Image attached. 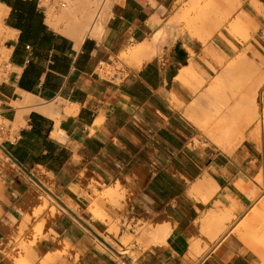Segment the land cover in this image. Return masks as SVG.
<instances>
[{
  "label": "crops",
  "instance_id": "0c3cea01",
  "mask_svg": "<svg viewBox=\"0 0 264 264\" xmlns=\"http://www.w3.org/2000/svg\"><path fill=\"white\" fill-rule=\"evenodd\" d=\"M67 1L54 27L43 0H0V264H259L241 236L260 207L259 144L224 149L188 114L241 43L194 39L139 67L121 54L162 29L177 0H80L82 16Z\"/></svg>",
  "mask_w": 264,
  "mask_h": 264
},
{
  "label": "rangeland",
  "instance_id": "374dc122",
  "mask_svg": "<svg viewBox=\"0 0 264 264\" xmlns=\"http://www.w3.org/2000/svg\"><path fill=\"white\" fill-rule=\"evenodd\" d=\"M217 1L219 2V0ZM260 1L261 5H253L252 0H241V5L236 10H230L229 6L224 5L220 9V14L218 13L220 16H217L216 11H213L215 12V17L209 18L208 15L201 14V11H207L208 9L210 11V8L213 9V4L215 3L214 0H177L178 6L162 30L169 31L167 33L169 36L167 37H170V40L173 38V36H171V32L175 34L176 32L181 31L182 33L180 36L174 39L172 44L170 43L171 45L165 44V46H163V53L174 51L177 41L182 42V46H184L185 50H188L189 41L197 39L203 43H207L211 41L217 34L223 36L224 38L225 35H227L229 39L238 40L241 43V48L238 52V55L234 59L229 60V64L227 63L228 65L232 63V73L230 72V77H228L227 80H219V73L218 78L215 79V81L218 80L219 82L217 81L216 84H213L210 89L213 97L211 100H208L207 106L203 110V113L206 115L205 120L207 121L204 122L208 123L209 125H212L211 122L213 120L215 121V119H218L224 123H231L230 121H235L231 131L229 132L228 138L227 133L223 134V131L221 132L219 129L216 131L215 135H211L203 125L196 122L194 114H188L191 120L202 127L213 143L219 144L224 149H230L236 144L247 139V132L252 131L260 141V155L264 161V125H257V105L252 98L253 92L251 91L252 87L256 85V83L264 76V0ZM62 2H65L67 6L62 7ZM212 2L214 3L211 5ZM43 3L48 6V12L51 11L54 15L60 16L64 10L69 9V2L67 0H58L57 6H50V0H43ZM198 3H200L199 6H197ZM202 7L203 10H201ZM106 9V6L102 9L100 18L102 21H104L107 16ZM223 10H225L224 12L228 13V16L225 15L226 13L224 14ZM196 15H198L196 17L197 19H194L193 21L191 20L193 24L188 23L190 22L189 19ZM236 20H239V23ZM232 23L234 24L233 26L235 27V30L232 29ZM169 24H171V26H175L174 31L173 26L171 27ZM229 26L231 27L232 31L234 30L233 32L228 29ZM0 31H2V29H0ZM0 35V44L3 45L6 37L5 35L3 36V34ZM7 59L8 51L5 50L3 46H0V63ZM227 64L226 66H228ZM0 72L1 81L5 74L4 68H2V70L0 69ZM2 123L3 121L0 120V125ZM214 124L215 123L213 122V125ZM2 140L3 137L0 133V142ZM258 181L261 185L260 192L262 194L259 200L260 207L254 208V222L245 224V230L241 232V236L247 245L260 256L259 264H264V170L259 175ZM242 189L245 192L254 195V192L250 191L246 185H244ZM106 194L109 197L117 196L116 189L110 192L108 189ZM47 204L48 203L46 202V204L43 206L44 208H42L43 210L47 207ZM95 207L93 206L92 208L93 212H96V215H98V208ZM42 209L35 213L36 217H39L43 211ZM52 210H50V213L54 211V213H51V215L55 216L57 210ZM42 222L43 219L41 220V223L37 224L32 230V237L29 241V245L32 247H35L37 239L44 235V227ZM24 231L25 227L21 228V232ZM132 238V236H129L124 242L127 243ZM22 261L23 260H19L17 264H23Z\"/></svg>",
  "mask_w": 264,
  "mask_h": 264
},
{
  "label": "bare ground",
  "instance_id": "6f19581e",
  "mask_svg": "<svg viewBox=\"0 0 264 264\" xmlns=\"http://www.w3.org/2000/svg\"><path fill=\"white\" fill-rule=\"evenodd\" d=\"M79 2H80V0H77V1H75V2H72L71 4V7L73 8H76V7H78L79 8V13H80V15L82 16V15H84L83 13V7H85V6H82V5H80L79 4ZM87 2V1H86ZM217 4V7H216V4ZM214 2H212L211 3V5L213 4L214 5V8L212 9V8H210V11H209V4H208V8H205V9H208L207 11H201L202 13L201 14H203V15H208L209 16V18H214L215 17V12H213V11H216V14H217V16L220 14V12H221V7L222 6H224V5H227V6H229V8H230V10H236L240 5H241V0H219V2L217 1V0H214ZM244 2V1H243ZM199 4L200 3H198V5L197 6H199ZM244 4V3H243ZM252 4L254 5H256V4H260L261 5V1L260 0H252ZM95 5V4H94ZM207 5V4H206ZM91 6V5H90ZM205 7V6H204ZM86 8V7H85ZM198 8V7H197ZM4 9H5V6L4 5H1L0 4V19H1V17H2V15H3V11H4ZM218 9V10H217ZM92 10V9H91ZM201 10H203V7L201 8ZM95 11V10H94ZM199 11H200V9H199ZM225 10H223V12H224ZM64 13H66V12H68L67 10H64L63 11ZM219 13V14H218ZM226 12H224V14H225ZM221 14H223V13H221ZM85 15H86V13H85ZM92 15V14H91ZM225 15H227L228 16V13H226ZM88 16H90V15H88ZM177 16V15H176ZM198 15H196V16H193V17H191L190 19H189V21L190 22H188V23H191V24H193L192 23V21L194 20V19H197L196 17H197ZM220 16V15H219ZM230 16V15H229ZM85 17V16H84ZM96 17V16H95ZM101 18V15L98 17V19H97V22H96V25H95V33H98V32H100V30L102 29L101 27H103L102 25V23H103V21H102V19H100ZM156 18V17H155ZM226 18H228V17H226ZM177 19V18H176ZM77 19H74V21H76ZM192 20V21H191ZM100 21H102V22H100ZM237 21V20H236ZM239 21V20H238ZM237 21V22H238ZM48 22L52 25V26H54V27H56V26H58V24L61 22V17H56L54 14H53V12H49V14H48ZM236 22V23H237ZM101 23V24H100ZM235 23V22H234ZM239 23V22H238ZM172 24V23H171ZM171 24H169L170 26H171ZM230 25V24H229ZM234 24L232 23V26H233ZM236 25H238V24H236ZM1 26H3V25H1ZM173 26V31H174V28H175V26L174 25H172ZM171 26V27H172ZM169 27V26H168ZM237 27V26H236ZM240 27H241V25H240ZM239 27V28H240ZM3 28V27H2ZM235 27L233 26V28L232 29H234ZM4 29V28H3ZM165 29V28H164ZM167 29V28H166ZM230 31H232L231 30V27L229 26V28H228ZM237 29V28H236ZM170 30V29H169ZM235 30V29H234ZM233 30V31H234ZM241 30V29H240ZM232 31V32H233ZM264 31V30H263ZM169 31L167 30V31H164V30H162V29H160V30H158L156 33H154V35L148 40H145L144 42H142V43H138L137 45H135V46H133V47H131V48H129V50L127 51V52H124L123 54H121L122 56L121 57H124V58H130L131 60H133V61H135V63L137 64V65H139V67H140V65H142V64H144L145 62H147V61H149L150 59H152L155 55H158L159 53H163V46H165V44H172V42L174 41V39L176 38V37H178V36H180L182 33H181V31H178V32H176L175 34H173L172 32H171V36H173V38H172V40H170L167 36H169V35H167V33H168ZM235 33H236V31H235ZM0 34H3V30L2 31H0ZM264 34V33H263ZM1 36V35H0ZM82 37H80L79 39H81ZM171 41V42H170ZM176 43H178V41L176 42ZM170 44V45H171ZM169 45V46H170ZM162 56V55H161ZM229 64V63H228ZM227 64V65H228ZM226 66V65H225ZM192 67V66H191ZM1 70H2V68H1ZM230 72L232 73V63L230 64V65H228V66H226V68L224 67V69L220 72V75H219V80H227L228 79V77H230L229 76V74H230ZM1 73V72H0ZM191 75V74H190ZM264 75V74H263ZM217 78H218V76H217ZM218 81V80H217ZM217 81H215V82H217ZM219 82V81H218ZM252 92H253V96H252V98H253V100H254V102L256 103V121H257V125L259 126V124H263L264 125V76L262 77V79L261 80H259L257 83H256V85H254L253 87H252V90H251ZM26 97H25V99L23 100V101H21V103H24V104H32V103H34L35 101H36V99H34L33 97H30L29 95H25ZM201 96H203V94L201 95ZM203 99H205V98H203ZM203 100H201V99H199L198 98V100L196 101V102H194L193 103V107H191V109L189 110V114L190 115H192V114H194V118H195V120H196V122L197 123H199V124H201V125H203L204 126V128L205 129H207V131L211 134V135H215L216 134V131L219 129V130H221V132L224 134H226L227 133V138H228V135H229V132L231 131V129H232V127H233V124L235 123V121H230L231 123H227V122H222V121H220V120H218V119H215V121L216 122H214L215 124L213 125H209L208 123H205L204 121H206L205 120V118H206V115L203 113L204 111V107H206V105H205V103H207V102H205V103H203L202 102ZM206 101V100H205ZM210 105H212V104H210ZM203 108V109H202ZM200 111L202 112V114L200 113ZM205 115V117H204V115ZM227 115V114H226ZM213 120V119H212ZM207 122V121H206ZM209 123H210V121H209ZM213 123V122H212ZM209 126H208V125ZM221 134V133H220ZM246 138L247 139H249V140H253V141H255L256 143H260V141H259V139L253 134V132L251 131V132H247V134H246ZM228 140V139H227ZM226 140V141H227ZM228 144V143H227ZM228 148V147H227ZM41 180V179H40ZM243 183V182H242ZM34 184V183H33ZM242 186V185H241ZM115 189H117V188H114V187H110V189H109V192L110 191H113V190H115ZM213 192V191H212ZM212 192H210V193H212ZM209 195V194H208ZM207 196V195H206ZM48 197H49V195H48ZM47 198V197H46ZM205 199H207L206 197H205ZM43 206V205H42ZM42 208H44V207H41V209ZM96 208V207H95ZM52 209L53 210H55L54 209V207H52ZM51 209V210H52ZM43 210V209H42ZM52 210V211H53ZM51 213H54V211L53 212H51ZM33 214V213H32ZM95 215H96V212H95ZM264 215V214H263ZM165 227V226H164ZM156 229V228H155ZM147 231H148V229H146ZM153 230V229H152ZM157 230V229H156ZM163 230H164V228H163ZM160 231V233H154V236H153V234L151 235V236H153V237H151V238H155V240H161V239H163L165 236H166V234H167V231L168 230H164V231ZM158 232H159V230H158ZM149 233H150V230H149ZM151 234V233H150ZM148 236V235H147ZM193 246V245H192ZM194 246L196 247V245L194 244ZM198 245H197V249H198ZM200 250V249H199Z\"/></svg>",
  "mask_w": 264,
  "mask_h": 264
},
{
  "label": "built area",
  "instance_id": "2783aa9c",
  "mask_svg": "<svg viewBox=\"0 0 264 264\" xmlns=\"http://www.w3.org/2000/svg\"><path fill=\"white\" fill-rule=\"evenodd\" d=\"M50 6H53L52 4ZM61 6H65V3H61ZM4 68V72H7L10 69V64L7 62V60H3L0 63V69Z\"/></svg>",
  "mask_w": 264,
  "mask_h": 264
},
{
  "label": "water",
  "instance_id": "95a60500",
  "mask_svg": "<svg viewBox=\"0 0 264 264\" xmlns=\"http://www.w3.org/2000/svg\"><path fill=\"white\" fill-rule=\"evenodd\" d=\"M183 50L182 42H178L176 45V51L179 54Z\"/></svg>",
  "mask_w": 264,
  "mask_h": 264
}]
</instances>
